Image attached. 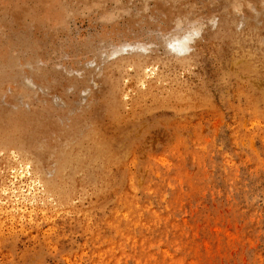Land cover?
<instances>
[{
  "label": "rangeland",
  "instance_id": "374dc122",
  "mask_svg": "<svg viewBox=\"0 0 264 264\" xmlns=\"http://www.w3.org/2000/svg\"><path fill=\"white\" fill-rule=\"evenodd\" d=\"M0 264H264V0H0Z\"/></svg>",
  "mask_w": 264,
  "mask_h": 264
},
{
  "label": "bare ground",
  "instance_id": "6f19581e",
  "mask_svg": "<svg viewBox=\"0 0 264 264\" xmlns=\"http://www.w3.org/2000/svg\"><path fill=\"white\" fill-rule=\"evenodd\" d=\"M186 35H187V34H186ZM188 35H189V34H188ZM183 36H184V35H183ZM187 38H188V37H187ZM180 39H181V38H180ZM180 39H179V40H180ZM177 40H178V39H177ZM181 40H185V39L182 38ZM174 41H175V40H174ZM174 41H173V42H174ZM170 42H171V41H170ZM173 42H172V44H173ZM185 44H186V43H185ZM173 45H174V44H173ZM172 48H173V46H172ZM177 48H178V47H177ZM124 50H125V49H124ZM176 54H177V53H176ZM12 187H13V186H12ZM24 195H25V194H24ZM20 198H21V197H20Z\"/></svg>",
  "mask_w": 264,
  "mask_h": 264
}]
</instances>
